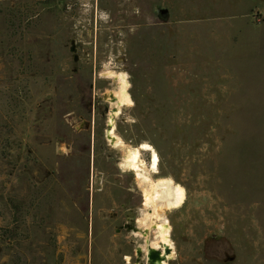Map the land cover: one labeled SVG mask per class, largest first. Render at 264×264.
<instances>
[{
	"label": "rangeland",
	"instance_id": "1",
	"mask_svg": "<svg viewBox=\"0 0 264 264\" xmlns=\"http://www.w3.org/2000/svg\"><path fill=\"white\" fill-rule=\"evenodd\" d=\"M0 264H264V0H0Z\"/></svg>",
	"mask_w": 264,
	"mask_h": 264
},
{
	"label": "water",
	"instance_id": "2",
	"mask_svg": "<svg viewBox=\"0 0 264 264\" xmlns=\"http://www.w3.org/2000/svg\"><path fill=\"white\" fill-rule=\"evenodd\" d=\"M163 13H165V12H163ZM71 52H74V49H72ZM150 258L151 259H156V254H150Z\"/></svg>",
	"mask_w": 264,
	"mask_h": 264
},
{
	"label": "bare ground",
	"instance_id": "3",
	"mask_svg": "<svg viewBox=\"0 0 264 264\" xmlns=\"http://www.w3.org/2000/svg\"><path fill=\"white\" fill-rule=\"evenodd\" d=\"M110 65V64H109ZM108 66V65H107ZM106 68V67H105ZM119 83V82H118ZM157 256V255H156ZM151 259V258H150ZM151 260H155V259H151Z\"/></svg>",
	"mask_w": 264,
	"mask_h": 264
}]
</instances>
